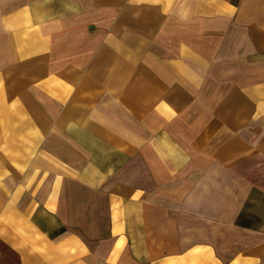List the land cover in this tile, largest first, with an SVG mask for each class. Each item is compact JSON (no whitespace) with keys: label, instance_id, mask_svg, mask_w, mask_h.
<instances>
[{"label":"crops","instance_id":"crops-1","mask_svg":"<svg viewBox=\"0 0 264 264\" xmlns=\"http://www.w3.org/2000/svg\"><path fill=\"white\" fill-rule=\"evenodd\" d=\"M0 264H264V0H0Z\"/></svg>","mask_w":264,"mask_h":264}]
</instances>
